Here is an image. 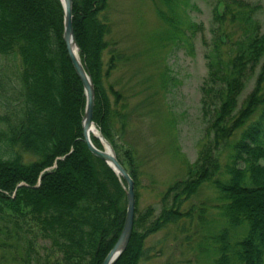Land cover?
I'll return each mask as SVG.
<instances>
[{"label":"trees","instance_id":"obj_1","mask_svg":"<svg viewBox=\"0 0 264 264\" xmlns=\"http://www.w3.org/2000/svg\"><path fill=\"white\" fill-rule=\"evenodd\" d=\"M106 5L107 0H71V25L78 57L94 85L93 122L132 177L137 201L140 163L132 148L120 154L116 139L117 122L123 132L127 120L117 106L124 98L112 84L105 86L123 57L112 53L107 65L103 60L109 45ZM260 9L247 0L214 1V41L200 86L209 139L185 176L161 193L158 212L153 205L140 210L135 204L129 242L114 264H139L149 235L205 215L203 205L196 210L183 204L206 182L217 193L213 207L221 220L220 229L206 236L214 243L211 264H264ZM62 21L60 0H0V57L18 62L15 70L0 73V249L18 264H101L126 214L125 181L82 140L83 87L65 50ZM91 140L102 148L97 138ZM225 144L229 152L221 162L218 151ZM205 222L206 217L200 223Z\"/></svg>","mask_w":264,"mask_h":264},{"label":"rangeland","instance_id":"obj_2","mask_svg":"<svg viewBox=\"0 0 264 264\" xmlns=\"http://www.w3.org/2000/svg\"><path fill=\"white\" fill-rule=\"evenodd\" d=\"M214 1L107 0L104 13L109 31L105 39L109 45L103 60L107 65L112 53L123 57L116 59L117 66L105 86L112 84L124 98V104L117 106L127 114V120L123 132L117 122L116 139L120 154L132 148L140 163L136 201L140 210L153 205L158 212L161 193L185 176L187 166L209 139L200 86L207 74L205 54L214 41L210 30ZM247 1L260 4L257 18L264 29V0ZM190 24L199 27L189 29ZM191 31L192 46L187 42ZM17 64V59L0 57V73L15 70ZM253 83L251 80L247 84L239 105ZM3 99L0 94V101ZM228 152L226 144L220 148L221 162ZM216 196L213 186L204 183L183 208L197 210L203 205L205 215L194 214L149 235L145 240L146 256L139 264H211L214 243L206 236L221 226L218 210L213 207ZM204 217L206 222L200 223ZM7 252L0 249V264H18Z\"/></svg>","mask_w":264,"mask_h":264},{"label":"water","instance_id":"obj_3","mask_svg":"<svg viewBox=\"0 0 264 264\" xmlns=\"http://www.w3.org/2000/svg\"><path fill=\"white\" fill-rule=\"evenodd\" d=\"M63 11L62 21V39L64 42L65 50L71 66L80 80L83 93H84V106L81 116V133L82 140L89 149V151L96 157L103 160L110 166L117 176L125 181L126 193V214L121 231L101 264H114L120 257L122 252L127 247L132 230L135 215V193L134 181L127 170L121 165L115 151L111 144L101 135L93 122V107H94V85L82 62L78 57V47L74 38L73 29L71 25V0H60ZM92 129H96L98 134H91ZM91 135L97 138L102 148L95 146L91 140Z\"/></svg>","mask_w":264,"mask_h":264},{"label":"bare ground","instance_id":"obj_4","mask_svg":"<svg viewBox=\"0 0 264 264\" xmlns=\"http://www.w3.org/2000/svg\"><path fill=\"white\" fill-rule=\"evenodd\" d=\"M90 133H91V134H93V133H94V134H98V133H97V130H95V129H92V131H91ZM92 136H93V135H92ZM93 137H94V136H93ZM92 142H93V141H92ZM99 142H100V141H99Z\"/></svg>","mask_w":264,"mask_h":264}]
</instances>
